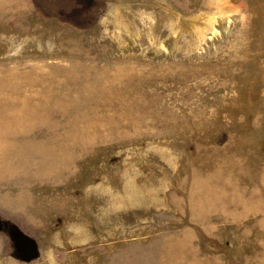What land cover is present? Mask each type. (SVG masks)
Segmentation results:
<instances>
[{
	"label": "rangeland",
	"instance_id": "1",
	"mask_svg": "<svg viewBox=\"0 0 264 264\" xmlns=\"http://www.w3.org/2000/svg\"><path fill=\"white\" fill-rule=\"evenodd\" d=\"M0 264H264V0H0Z\"/></svg>",
	"mask_w": 264,
	"mask_h": 264
}]
</instances>
